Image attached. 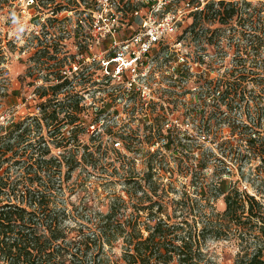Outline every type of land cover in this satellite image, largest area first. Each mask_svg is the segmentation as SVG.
Segmentation results:
<instances>
[{"label": "trees", "instance_id": "16d2710c", "mask_svg": "<svg viewBox=\"0 0 264 264\" xmlns=\"http://www.w3.org/2000/svg\"><path fill=\"white\" fill-rule=\"evenodd\" d=\"M86 1L33 0V3L44 11L59 14L68 8L78 10L79 4ZM192 2L201 5L199 0ZM206 2L202 10L190 15L193 23L188 30L196 32V28L208 22L224 26L230 31V38L239 36L244 46L239 44L238 48L246 52L232 68L214 78H205L213 95L210 106L222 117L221 108L231 110L245 103L240 118L228 113L221 119L230 120L234 125L233 134L238 130V138L233 145L235 150L230 158L242 161L251 154L255 160H264V0ZM7 3L0 0V9ZM53 3L57 4L55 9H52ZM84 19L89 22L91 17L87 14ZM79 30L77 28L73 32L75 40H78ZM208 30L212 33L208 42L217 48L220 41L217 35L221 28ZM52 45L53 42L46 37L45 43L33 56H40L38 63L48 64L51 59L58 61L59 68L55 73L58 83L37 89L40 100L52 95L51 92L55 95L53 100H41L38 105L40 119L48 128H54L50 131L53 132L51 144L44 137L33 141V131L24 122L14 121L7 127H0V264H217L204 251L202 242L211 235L222 237L224 224L213 221L211 216H203L204 205L198 198L206 190V177L199 175H203L202 171L207 168L208 158L212 155L201 147L196 149L198 164L194 168L198 172L192 181V185L198 184L195 197L189 192L190 184L185 183L187 188L183 187L180 199H169V190L177 189L173 183H164L163 179L172 170L167 167V154L160 149L143 151L141 155L147 162V170L142 177L133 176L130 164L136 158L128 154L134 151L135 142L144 145L162 143L161 148H164L173 145L178 140L177 136L170 134L168 138L164 137L161 128L157 130L159 136L152 134L143 141L122 135L121 143L124 151L128 152L125 154L114 148V144L111 147L101 135L91 139L92 146L86 143L82 137L86 126L81 118L84 97L80 92L96 83L91 77L81 78L84 88L79 91L73 86V90H66L65 100L50 110L51 102L73 84L63 75L66 57L57 58L59 48L55 46L51 50ZM215 61L212 66H217ZM194 63L202 65L204 60L197 56ZM249 85L257 94H248ZM110 95L114 96V93ZM204 101L207 102V97ZM41 127L38 123L37 128ZM64 127L70 128L68 135L62 133ZM107 132L111 135V130ZM54 149L60 153L53 154ZM185 152L178 157L181 164L190 158L189 152ZM77 170L88 176L106 173L110 179L114 176L119 178L126 188L124 194L114 193L107 197L106 213L99 207L84 203L77 205L71 197L81 190L79 186L87 185L85 179L83 184L74 185ZM188 170H193L191 164ZM227 173L228 178L221 175L216 185L217 193L224 195L226 205L220 215L225 219H235V223L244 220L246 235L263 239V243H257L252 251L246 252L234 264H264L263 198L242 191L237 186L239 179L235 180L234 171L229 169ZM168 202L173 203L176 219L168 213ZM143 212L146 217L141 215ZM215 222L218 225H214ZM253 229L258 230V236L250 233ZM117 248L121 250L120 255L115 252Z\"/></svg>", "mask_w": 264, "mask_h": 264}, {"label": "rangeland", "instance_id": "374dc122", "mask_svg": "<svg viewBox=\"0 0 264 264\" xmlns=\"http://www.w3.org/2000/svg\"><path fill=\"white\" fill-rule=\"evenodd\" d=\"M6 1L8 3L0 9V127H7L14 121L24 122L33 131L31 134L33 141L44 137L51 144L53 132L50 131L54 128H48L46 122L40 119L41 110L38 105L42 99H39L37 89L58 83L55 74L59 68L58 61L51 59L48 64H43L38 63L40 56L36 58L33 56L45 43L47 37V40L53 42L51 50L55 46L59 48L57 58L66 57L64 70L66 69L68 72V69H72L74 62L81 61V65L92 63L89 66L94 72L92 78L95 80L97 78V59L99 57L106 58L111 39H103L97 44L93 29L90 31L85 27L83 30L87 29L86 39L84 38V41L80 40V42L74 39L75 21L85 18L83 14L85 10L82 6L88 8L91 5L89 4L90 0L86 1V5H81L78 10L69 12L71 10L68 8L59 14H54L50 10V12L44 11L39 6H35L31 0ZM132 1L135 5H139L137 0ZM170 1V9H172L176 5L184 8V4L190 0ZM56 3H53L54 8L52 9H55ZM91 3L94 2L91 1ZM206 3V0H203L202 7ZM48 18L50 21L47 20ZM45 23H47L46 28L44 27ZM192 23L193 19L189 16L178 25L173 42L178 41L180 44L170 50L173 54L177 51L186 56L184 64L181 65L182 62H178L177 57H174V60L160 58L158 61L156 67L158 70L156 71H158L161 82L159 81L158 85H152L151 90L145 91L147 101L150 99L152 104L145 105L146 102L143 101L137 103L126 100V97L121 95L122 93L115 99L110 95L112 92L105 88L90 87V90L80 92L85 100L82 101L85 107L81 118L85 121L86 131L82 137L86 143L92 146L91 139L101 135L105 137L106 141L108 140L111 147L114 144V148L125 154L128 152L124 151V145L121 143L122 135L132 136L135 140L143 141L152 134L159 136L157 130L161 128V135L164 137L168 138L170 134L173 137L177 136L178 140L173 145L164 148H161L162 143L154 145L146 143L144 145L137 141L133 148L134 151L128 154V156L136 158L135 162L130 164L131 173L133 176L142 177L147 170V162L141 155L143 151L160 149L166 153L169 160L167 167H170L172 173H167L163 180L165 184H175L173 187L177 190H169L171 191L169 199H176V201L180 199L183 187L189 184V192L194 195L193 197L196 196L195 188L198 184L193 183L192 185L198 172L194 168L197 166L196 154L198 152L196 149L201 147L208 151L212 156L208 158L209 163L207 168L202 171L203 175H199L206 177L204 178L206 190L202 194L200 193L198 198L204 205L205 213L202 215L211 216L213 221L222 222L225 232L220 238H214L211 235L205 242H202L203 249L217 264H234L240 257L245 256L246 252L252 251L257 243H263V239L258 238V230L254 229L250 233L256 234L257 238L254 239L253 236L246 235L247 230L243 228L246 225L242 223L244 220L235 223L233 218H222L223 216L220 214L224 212L226 205L224 195L219 196L216 185L220 181L221 175L224 176V179L228 178L227 172L230 169L234 171L235 180L239 179L237 186L242 191L261 196V199H264V160L259 158L255 160L251 154L245 156L242 161L230 158L231 153L235 150L233 145L238 138V130L233 134L234 125L230 120L223 121L221 119L228 113L232 117L240 118V113L245 110V103L243 106H236L231 110L230 108H221L220 110L224 114L221 117L219 112L215 113L216 109L210 106L213 95L211 88L206 85L205 78H214L232 68V65H236L237 60L246 52L242 48H238L239 44L244 46L243 42H240L239 36L230 38V31L224 26L211 25L208 22L196 28V32L191 33L188 28ZM60 26L61 28H59ZM216 27L221 28L217 35L220 37L217 48L208 42V39L212 37V33L208 29ZM135 29L134 26L121 28L117 39H127L135 33ZM62 30L65 32L61 34ZM46 33L48 34L46 35ZM80 50L83 51L82 55H80ZM164 51H168V49ZM66 55H72V57L67 58ZM197 56H201L204 60L202 65L194 63ZM215 60H217V66H212V62ZM171 62L173 63L171 64ZM172 65L177 66L178 79L177 77L174 79L169 72ZM63 75L69 81H73V84L69 85L51 102L50 110L55 108L56 103L65 100L67 91L73 90V86L79 91L84 88V83L79 76L69 72ZM50 94L53 95V92ZM199 94L201 96L198 97ZM209 94L211 95L209 96ZM248 94H257L252 85L248 86ZM52 95L42 101L53 100L55 95ZM205 97H207V102L204 101ZM197 98L201 100L197 101ZM99 120H104V123L101 124ZM38 123L41 124V128H37ZM109 130H111V135H107ZM70 131V128L67 129V127L62 129V133L65 135H68ZM208 138L209 140H206ZM185 151L189 152L190 158L181 164L178 157L185 155ZM59 153L57 149L53 150V154ZM190 164L193 167L191 171L188 170ZM3 167H6V163H3ZM241 168L242 170H240ZM105 174L93 173L88 176L82 170H77L74 173V185H81L85 180L87 185L79 186L81 190L71 197V201L77 205L84 203L99 207L106 213L108 210L107 197L114 193L124 194L126 188L124 182L119 178L114 176L110 179ZM167 205L168 213L173 219H176L172 208L173 203L168 202ZM141 215L147 216L145 212ZM214 225H218V223L215 222ZM115 252L120 255V248H117Z\"/></svg>", "mask_w": 264, "mask_h": 264}, {"label": "built area", "instance_id": "2783aa9c", "mask_svg": "<svg viewBox=\"0 0 264 264\" xmlns=\"http://www.w3.org/2000/svg\"><path fill=\"white\" fill-rule=\"evenodd\" d=\"M31 1L33 3V0ZM199 1L203 3V0ZM133 2L132 0H124L122 3L120 0H90L91 5L87 3L88 8L82 6L85 10V18L89 14L91 20L87 22L84 18H80L75 21V29H80L77 41L86 39L87 29L83 30L85 27L90 31L93 29L97 44L103 39H111L110 47L107 48L106 58L97 59L95 80L92 78L94 72L89 66L92 63L81 65V61L74 62L72 69H68V72L79 76L80 79L91 77L96 83L93 87L110 90L114 93L115 99L122 93L126 100L137 103L143 101L146 102L145 105H148L152 103L150 99L147 101L145 91L151 90V86L158 85L160 81L156 71L159 59L174 60V57H177V61L182 62L181 65L185 62L186 56L177 51L174 54L170 52L172 47L180 44L178 41L173 42L178 25L183 19H188L190 15L202 10L203 7L197 6L192 0L186 2L184 8L176 5L172 9H170V0H137L139 5ZM81 5L86 3H80L78 9ZM73 11L75 10L69 12ZM127 26H134L137 30L135 29V33L127 39L118 40L117 34L121 28ZM165 49L168 51H164ZM81 52L83 51L80 50V55H82ZM177 70V66L172 65L169 68L174 79L179 78ZM68 72L63 69V74ZM99 122L102 124L104 120Z\"/></svg>", "mask_w": 264, "mask_h": 264}]
</instances>
